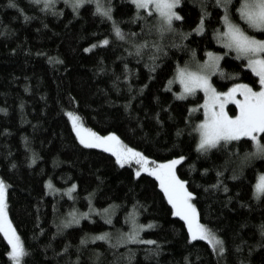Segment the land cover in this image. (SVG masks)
Segmentation results:
<instances>
[{
	"label": "trees",
	"instance_id": "trees-1",
	"mask_svg": "<svg viewBox=\"0 0 264 264\" xmlns=\"http://www.w3.org/2000/svg\"><path fill=\"white\" fill-rule=\"evenodd\" d=\"M112 2L120 27L137 34L130 39L148 41L140 56L129 54L133 45L115 36L112 22L95 12L93 2L81 5L77 15L65 0H55L63 14L45 9L43 0H13L15 6L0 0V108L7 110L0 111V177L8 184L9 217L28 249L24 264H264L258 227L264 224V196L253 194L264 157L247 156L254 151L250 137L221 142L206 153L198 150L204 94L176 95L182 89L175 79L178 67L203 61L208 51L222 54L224 72L212 76L218 91L241 81L259 86L255 73L244 67L247 60L216 42L213 33L223 30V9L205 0L211 13L205 31H193L201 0H182L176 10L183 19L174 20V31L160 33L148 27L158 23L155 15L132 19L131 0ZM233 17L239 22L234 9ZM105 37L109 43L100 44ZM169 79L173 83L165 87ZM228 110L238 112L233 102ZM70 111L85 127L102 136L116 133L152 161L184 156L176 173L197 193L193 202L201 222L218 230L227 252L217 255L201 238L190 240L186 222L172 215L159 181L148 173L137 176V163L120 165L114 154L82 145ZM218 179L221 183L212 187ZM73 183L77 187L70 195ZM89 203L97 210L91 218L64 224L73 210L89 212ZM137 212L139 223L154 226L141 230L139 240L116 244ZM102 232L112 243L91 238ZM10 247L0 232V264H12Z\"/></svg>",
	"mask_w": 264,
	"mask_h": 264
},
{
	"label": "snow or ice",
	"instance_id": "snow-or-ice-1",
	"mask_svg": "<svg viewBox=\"0 0 264 264\" xmlns=\"http://www.w3.org/2000/svg\"><path fill=\"white\" fill-rule=\"evenodd\" d=\"M8 2L10 5L15 6L13 0H8ZM39 2L40 0H37V3ZM87 2L95 3V12L99 13L102 18L112 22V32L116 37L133 45L128 50L130 55L134 52L137 56H140L142 49L149 47L147 40L135 43L133 39H130V36L135 37L137 34L125 33L120 27V22L113 15L115 5L112 0H65V4L70 5L73 12L77 15H79L80 6ZM181 2L182 0H131V4L136 9L132 19H146L147 15H155L158 23L156 25L149 23L148 27L150 30L160 33L174 31V19H183L180 12L176 10L177 5L181 4ZM214 2L219 8L223 9V15L220 16L223 30H216L213 33L216 42L223 44L229 50H233L237 58H245L247 60L244 67L251 69L255 73L256 77H258L259 86L253 87L252 84L241 81L233 83L226 91H218L213 85L210 75L212 72H224V69L220 67L221 55L208 51V58L202 62L201 70L193 71L187 67H178L175 79L180 81L182 92L176 93V95H193L197 89H202L205 93V118L198 122L196 128L199 134L198 143L196 144L198 150L206 153L220 145L221 142L238 141L241 137H250L254 145V151L247 153V156L264 157V137L258 136V134L264 133V38H262L264 37V0H236L235 4L233 0H214ZM43 3L45 9L52 8L59 14H63L62 10L55 8V0H43ZM200 9V20L193 31L203 32L205 31L204 21L211 13L207 10L205 0H201ZM233 9L238 14L239 22L233 17ZM25 19H28V17L25 16ZM252 30H259V34H252ZM184 35L186 36L188 33ZM99 43L108 44L109 38L105 37ZM90 47H95V45ZM151 47L159 51V45L153 44ZM88 50L85 49V51ZM56 59H59V57H56ZM150 59L155 64L156 57L152 56ZM147 66L146 64L145 67ZM127 67L125 65V68ZM152 71H155V66H153ZM232 75L238 76V73H232ZM124 79L127 80L128 77L125 76ZM172 83L173 79H169L165 87H169ZM146 86L142 85L141 87ZM230 100L235 103L238 109L235 115H229L225 109V104ZM0 111L7 110L0 108ZM68 116L71 118L72 127L82 145L94 146L114 153L120 165L136 161L137 165H139L135 173L137 176L141 172H150L152 176L156 177L159 181V187L163 190L168 203L172 206V215L181 217L186 222L190 240L201 238L211 246L217 255L227 252L225 240L217 234L218 230L201 222L197 205L193 202L197 193L190 191L186 186L188 182L181 179L176 173L175 166L185 159L184 156H175L164 161H152V158L145 155L142 151L124 144L116 133L110 132L102 136L100 133L85 127L77 113L70 111ZM177 134H179V130ZM150 161L151 164L149 163ZM34 162L35 159L30 161V163ZM12 166L14 167L15 165L13 164ZM203 171H207V169ZM217 175L219 176L221 173L218 172ZM220 183L221 181L218 179L216 185H212V187H216ZM48 184L51 187L50 181ZM76 187L75 183L71 185L68 190L70 195L72 194L71 190ZM7 189V182L0 177V232L7 238L8 244L11 246L7 256L11 258L12 264H24L23 258L28 253V249L22 242L9 217ZM227 190V186H225L224 191ZM57 191L59 190L57 189ZM253 194L257 199L264 196V173L259 174L254 185ZM88 196L89 201H91L92 194L89 193ZM92 211L97 210L92 207L91 203H89V212L77 213L73 210L69 214L71 219L65 220L64 224H79L80 217L88 216L91 218L90 212ZM103 212L107 213L108 209H104ZM138 215V212L132 214L131 229L127 233L119 232L116 244L139 240L141 230L154 226V222L139 223L136 219ZM108 222L109 224L112 223L110 216L108 217ZM258 227L261 235L264 236V224ZM91 238L108 240L109 243H112L108 232L99 233ZM149 242L155 243V241ZM81 243H85L83 237L81 238ZM257 247H260V245L258 244ZM237 249H239V245H237ZM64 250L62 249V251ZM249 251L251 252V249ZM185 260H187V257H185ZM240 264H247V262L241 260Z\"/></svg>",
	"mask_w": 264,
	"mask_h": 264
},
{
	"label": "rangeland",
	"instance_id": "rangeland-1",
	"mask_svg": "<svg viewBox=\"0 0 264 264\" xmlns=\"http://www.w3.org/2000/svg\"><path fill=\"white\" fill-rule=\"evenodd\" d=\"M175 20V19H174ZM174 22V21H173ZM254 32H259V30H253ZM214 53H216V54H220L221 55V59H222V54L221 53H219V52H214ZM208 57H206L203 61H205L206 59H207ZM203 61H199V62H193L194 64H190L189 66H186L187 68H189V69H191V70H193V71H197V70H201V66H202V62ZM220 63H221V60H220ZM217 72H212L211 73V75H210V79H211V81H212V76H214L215 74H216ZM213 83V82H212ZM181 85V84H180ZM214 85V84H213ZM181 88H182V85H181ZM197 90H200V91H202L203 92V94H204V100H205V93H204V91L202 90V89H197ZM196 90V91H197ZM181 92H182V89H181ZM185 96H188V95H185ZM184 96V97H185ZM230 102H233V101H228L226 104H225V109H226V111H228V113H229V115H231L230 114V112H229V110H228V103H230ZM234 103V102H233ZM203 108H204V104H203ZM205 118V117H204ZM69 119H70V122H71V118L69 117ZM71 124H72V122H71ZM74 130V129H73ZM74 132H75V130H74ZM76 134V133H75ZM104 136V135H103ZM78 138V137H77ZM79 139V138H78ZM121 140V139H120ZM124 143V142H123ZM125 144V143H124ZM85 146H87V145H85ZM88 147H94V146H88ZM94 148H96V147H94ZM98 149H101V150H104V151H106V152H108L106 149H102V148H98ZM110 153V152H109ZM112 154H114V153H112ZM132 162H135L136 163V161H132ZM181 162V161H180ZM150 164H151V161L149 162ZM178 166V164L175 166V167H177ZM141 173H148V174H150L151 175V173L150 172H141ZM156 178V177H155ZM199 238V237H198Z\"/></svg>",
	"mask_w": 264,
	"mask_h": 264
}]
</instances>
